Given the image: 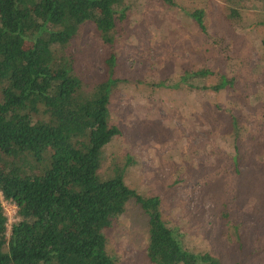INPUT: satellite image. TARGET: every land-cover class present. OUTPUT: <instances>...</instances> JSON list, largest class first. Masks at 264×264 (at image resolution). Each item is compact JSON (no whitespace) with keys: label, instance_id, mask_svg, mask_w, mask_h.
<instances>
[{"label":"rangeland","instance_id":"rangeland-1","mask_svg":"<svg viewBox=\"0 0 264 264\" xmlns=\"http://www.w3.org/2000/svg\"><path fill=\"white\" fill-rule=\"evenodd\" d=\"M118 11L110 46L84 23L59 53L85 90L115 57L108 109L119 134L102 151L99 175L120 169L129 189L157 197L191 254L264 264V0H122ZM199 70L209 75L192 81L197 89L181 84L184 72ZM220 78L223 89H201ZM0 202L9 230L15 208ZM105 238L118 264H150L133 201Z\"/></svg>","mask_w":264,"mask_h":264},{"label":"trees","instance_id":"trees-1","mask_svg":"<svg viewBox=\"0 0 264 264\" xmlns=\"http://www.w3.org/2000/svg\"><path fill=\"white\" fill-rule=\"evenodd\" d=\"M121 2L0 0V197L16 217L7 230L0 202V264H118L105 232L131 201L145 217L150 264H219L188 252L163 221L159 199L129 189L120 169L98 173L104 147L119 134L108 109L115 57L105 60V79L85 90L59 53L84 23L110 46ZM191 18L204 33L202 13ZM207 75L184 72L180 82L194 89ZM226 84L220 78L201 89Z\"/></svg>","mask_w":264,"mask_h":264},{"label":"built area","instance_id":"built-area-1","mask_svg":"<svg viewBox=\"0 0 264 264\" xmlns=\"http://www.w3.org/2000/svg\"><path fill=\"white\" fill-rule=\"evenodd\" d=\"M6 219H7V218H6ZM8 223H9L8 220H6V228H8Z\"/></svg>","mask_w":264,"mask_h":264}]
</instances>
